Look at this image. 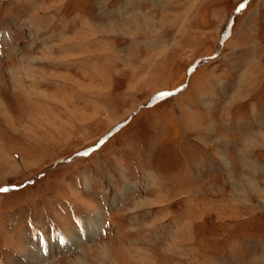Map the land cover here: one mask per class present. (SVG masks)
<instances>
[{
    "label": "rangeland",
    "instance_id": "1",
    "mask_svg": "<svg viewBox=\"0 0 264 264\" xmlns=\"http://www.w3.org/2000/svg\"><path fill=\"white\" fill-rule=\"evenodd\" d=\"M0 188V264H264V0H0Z\"/></svg>",
    "mask_w": 264,
    "mask_h": 264
},
{
    "label": "clouds",
    "instance_id": "2",
    "mask_svg": "<svg viewBox=\"0 0 264 264\" xmlns=\"http://www.w3.org/2000/svg\"><path fill=\"white\" fill-rule=\"evenodd\" d=\"M92 264H111L107 247L101 246L92 259Z\"/></svg>",
    "mask_w": 264,
    "mask_h": 264
},
{
    "label": "snow or ice",
    "instance_id": "3",
    "mask_svg": "<svg viewBox=\"0 0 264 264\" xmlns=\"http://www.w3.org/2000/svg\"><path fill=\"white\" fill-rule=\"evenodd\" d=\"M160 95L169 96V95H171V93H161ZM156 99L159 100V96H157ZM8 190H9L8 188H0V192H6ZM61 242H63V241L61 240Z\"/></svg>",
    "mask_w": 264,
    "mask_h": 264
},
{
    "label": "bare ground",
    "instance_id": "4",
    "mask_svg": "<svg viewBox=\"0 0 264 264\" xmlns=\"http://www.w3.org/2000/svg\"><path fill=\"white\" fill-rule=\"evenodd\" d=\"M243 76V75H242ZM243 84V83H242ZM244 85V84H243ZM241 87H243V86H241ZM245 88V87H244ZM237 91H239V90H237ZM236 93V92H235ZM237 94V93H236ZM238 94H240V92L238 93ZM236 101V100H235ZM81 264H87V262H81Z\"/></svg>",
    "mask_w": 264,
    "mask_h": 264
}]
</instances>
